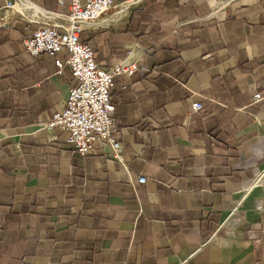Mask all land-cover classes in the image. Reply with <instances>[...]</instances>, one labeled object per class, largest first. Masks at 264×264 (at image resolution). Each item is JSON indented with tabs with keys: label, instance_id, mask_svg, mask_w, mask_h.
Masks as SVG:
<instances>
[{
	"label": "crops",
	"instance_id": "crops-1",
	"mask_svg": "<svg viewBox=\"0 0 264 264\" xmlns=\"http://www.w3.org/2000/svg\"><path fill=\"white\" fill-rule=\"evenodd\" d=\"M24 1L46 16L0 0V264L262 263L264 0H117L80 40L139 70L110 90L120 152L85 157L45 128L75 84L65 52L23 46L68 10Z\"/></svg>",
	"mask_w": 264,
	"mask_h": 264
},
{
	"label": "built area",
	"instance_id": "built-area-1",
	"mask_svg": "<svg viewBox=\"0 0 264 264\" xmlns=\"http://www.w3.org/2000/svg\"><path fill=\"white\" fill-rule=\"evenodd\" d=\"M16 3L6 1V8L14 9ZM57 4L68 10L67 15L59 16L49 27L30 32L23 42L25 54L32 58L40 55L55 58L65 52L64 62L54 61L57 74L63 75L67 69L75 81L68 90L65 106L52 115L45 128L66 132L67 144L81 157L88 156L94 145L102 141L119 153L121 149L115 138L117 123L113 118L115 108L111 103L110 90L115 78L130 76L139 67L136 63L123 62L108 68L100 67L92 49L80 40V35L99 25L107 13L120 4L117 0H57ZM125 4L130 6L129 1ZM253 99L259 101L261 97L257 94ZM192 108L195 111L202 109L199 104H193ZM145 182V177L138 178L139 184Z\"/></svg>",
	"mask_w": 264,
	"mask_h": 264
},
{
	"label": "rangeland",
	"instance_id": "rangeland-1",
	"mask_svg": "<svg viewBox=\"0 0 264 264\" xmlns=\"http://www.w3.org/2000/svg\"><path fill=\"white\" fill-rule=\"evenodd\" d=\"M6 1H11L14 4L16 3V0H6ZM111 11H109L107 14H110ZM41 25L44 26V28L49 27V25H51V22H48L47 24L46 23L41 24ZM251 186H253L252 192L255 191V195H254L255 197L254 198H255V200L258 201L257 207L260 210L259 211V214H260V220H259V227L260 228L259 229L260 230L258 232V239L257 240L259 241V245L262 246L263 250H264V173L261 174L258 178H256ZM246 194H248V193L246 192ZM260 264H264V260Z\"/></svg>",
	"mask_w": 264,
	"mask_h": 264
},
{
	"label": "bare ground",
	"instance_id": "bare-ground-1",
	"mask_svg": "<svg viewBox=\"0 0 264 264\" xmlns=\"http://www.w3.org/2000/svg\"><path fill=\"white\" fill-rule=\"evenodd\" d=\"M17 2L19 3L21 12H23L24 15L30 20H41L46 16V14L43 11L34 7L32 4L24 0H19Z\"/></svg>",
	"mask_w": 264,
	"mask_h": 264
},
{
	"label": "trees",
	"instance_id": "trees-1",
	"mask_svg": "<svg viewBox=\"0 0 264 264\" xmlns=\"http://www.w3.org/2000/svg\"><path fill=\"white\" fill-rule=\"evenodd\" d=\"M88 44V43H87ZM89 45V44H88ZM90 46V45H89ZM90 48L92 49L93 53H94V50L93 48L90 46ZM94 56H95V53H94ZM70 146V145H69ZM74 151V150H73ZM77 154V153H76ZM78 155V154H77Z\"/></svg>",
	"mask_w": 264,
	"mask_h": 264
}]
</instances>
